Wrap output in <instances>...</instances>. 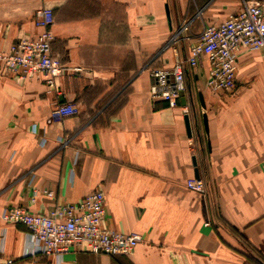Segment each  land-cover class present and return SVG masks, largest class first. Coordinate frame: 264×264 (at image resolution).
<instances>
[{
    "label": "crops",
    "instance_id": "1",
    "mask_svg": "<svg viewBox=\"0 0 264 264\" xmlns=\"http://www.w3.org/2000/svg\"><path fill=\"white\" fill-rule=\"evenodd\" d=\"M242 1L254 0H0V55L40 32L32 15L47 7L52 54L65 67L48 88L0 66V263L264 264V50L238 54L230 92L206 87L203 59L185 71L176 106L149 93L152 70L184 60L202 28ZM64 103L78 114L51 121ZM195 171L204 197L185 187ZM96 190L103 225L139 234L130 255H31L25 227L2 218L11 207L46 214Z\"/></svg>",
    "mask_w": 264,
    "mask_h": 264
},
{
    "label": "built area",
    "instance_id": "2",
    "mask_svg": "<svg viewBox=\"0 0 264 264\" xmlns=\"http://www.w3.org/2000/svg\"><path fill=\"white\" fill-rule=\"evenodd\" d=\"M32 21L40 32L14 42L6 54L0 55V66L18 79L41 76L48 88H55L56 78L65 67L52 54L53 12L47 7L39 8L34 11ZM180 30L187 28L183 26ZM243 50H264V0L242 1L241 9L224 21L204 26L196 41L190 44L184 60H175L169 69L150 72V96L167 101L170 107L176 106L185 91V71L196 68L203 59L208 66L206 87L215 93L230 92L235 87L238 54ZM76 114L78 108L74 104H56L50 111V120L61 122ZM185 187L201 197L207 193V186L200 178L188 179ZM104 216L105 198L99 190L76 204L57 205L46 214L32 213L22 207H11L2 213L6 222L25 227L31 255L51 256L56 260L70 250L108 256L130 255L141 240L139 234L106 228ZM0 264L14 262L6 259Z\"/></svg>",
    "mask_w": 264,
    "mask_h": 264
},
{
    "label": "water",
    "instance_id": "3",
    "mask_svg": "<svg viewBox=\"0 0 264 264\" xmlns=\"http://www.w3.org/2000/svg\"><path fill=\"white\" fill-rule=\"evenodd\" d=\"M166 16H167V19L169 20L168 12H166ZM184 122H185L186 132L188 135H190L191 134V128H190V122H189L188 115H185ZM192 163H193V165H195L194 158L192 159ZM195 178H198V172L197 171H195Z\"/></svg>",
    "mask_w": 264,
    "mask_h": 264
}]
</instances>
